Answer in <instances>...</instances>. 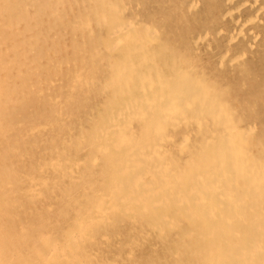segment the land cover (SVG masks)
Listing matches in <instances>:
<instances>
[{"label":"bare ground","instance_id":"1","mask_svg":"<svg viewBox=\"0 0 264 264\" xmlns=\"http://www.w3.org/2000/svg\"><path fill=\"white\" fill-rule=\"evenodd\" d=\"M263 36L264 0H0V264H264Z\"/></svg>","mask_w":264,"mask_h":264},{"label":"rangeland","instance_id":"2","mask_svg":"<svg viewBox=\"0 0 264 264\" xmlns=\"http://www.w3.org/2000/svg\"><path fill=\"white\" fill-rule=\"evenodd\" d=\"M264 37V36H263ZM263 56V55H262ZM258 71H260L261 69L260 68H262L261 66H259V64H258ZM262 69H264V68H262Z\"/></svg>","mask_w":264,"mask_h":264}]
</instances>
